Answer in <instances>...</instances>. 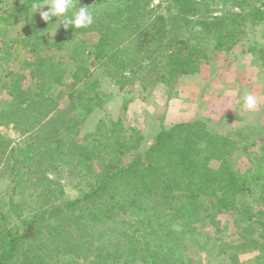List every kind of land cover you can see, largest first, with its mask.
<instances>
[{
  "label": "trees",
  "instance_id": "obj_1",
  "mask_svg": "<svg viewBox=\"0 0 264 264\" xmlns=\"http://www.w3.org/2000/svg\"><path fill=\"white\" fill-rule=\"evenodd\" d=\"M105 2L106 16L120 20L132 18L137 12L140 15L148 0H76L77 4L94 8ZM168 3L179 6L181 18L187 21L186 32L193 35L192 42L185 41L176 47L172 43L168 45L169 22L162 17V27L157 34L138 31L143 39L140 37L138 43L134 39L119 51L115 50L114 42L119 41L121 27L112 21L105 23L100 31L95 26V34H88L83 28L65 30L62 26L58 39L53 42L42 39L38 43L40 48L45 44L71 53V63L67 64L70 80L63 90V107L44 109L54 98L48 95L49 88L41 91V85L35 98L30 97L28 109L22 110H37L42 115L23 129L22 135L26 137L22 146L12 147V141L0 132V162L2 169H8V179L13 184L10 191L28 189L31 198L19 203L0 201V264H187L184 246L163 241L166 237L160 235L181 231L178 222L175 223L181 211L184 216L187 214L188 220L193 212L204 209L211 212V223L215 224L221 223L216 221L220 213H234L235 224L243 236L253 235L251 241L259 250L255 264H264V211L263 215L259 213L264 205V186L253 203L237 201L236 197L244 191L240 177L235 178L230 168L229 158L232 143L236 142L212 133L202 120H197L159 130L153 143L133 156V144L121 141L120 121L102 119L96 132L81 128V107L94 98H102L95 90L97 80L90 79L96 64L103 65L120 88L140 78L141 86L146 89L151 75L157 82L171 83L180 75L198 73L210 47L221 48L226 44V49L233 48L242 40L237 36L241 32L239 28H245L248 20L257 25L264 17V9L258 6L251 9V13L223 11L211 19H193L187 15L188 19L186 13L202 3L194 0H168ZM179 17L177 14L171 19ZM213 32L222 35H211ZM42 50L37 60L40 72L46 55ZM54 58L50 55L48 61ZM34 73V78L40 76ZM47 73L44 70L40 79H46ZM81 83L89 84L87 91H96L94 98L81 89ZM86 94L90 95L86 97ZM28 97L21 94L11 105V112L15 106L25 104ZM2 111L5 115L11 114L10 109ZM13 118L16 127L24 121V117ZM102 126L110 129V135L105 138L99 137ZM43 139L50 140L54 146L47 142L44 145ZM37 143H41L40 146ZM56 153L70 157L63 166L69 164L71 173L77 168L74 163L81 165L78 174L83 180L79 184L85 187L80 197L53 199L64 192L60 181L47 174L58 161ZM22 155H25L23 161ZM216 160L219 166L213 165ZM39 165L46 168L39 167L33 172ZM261 166L264 169V165ZM6 206H9L7 211ZM15 209L20 211L15 212L17 221L13 222ZM164 209L170 211L163 213ZM129 210L138 214L137 219L130 225H119L117 214ZM165 214L167 217L162 218ZM108 220L114 224L106 230L104 225L108 226L105 224ZM167 220L172 229L165 227ZM239 220L244 224H239ZM237 257V252H233L232 264H236Z\"/></svg>",
  "mask_w": 264,
  "mask_h": 264
},
{
  "label": "rangeland",
  "instance_id": "obj_2",
  "mask_svg": "<svg viewBox=\"0 0 264 264\" xmlns=\"http://www.w3.org/2000/svg\"><path fill=\"white\" fill-rule=\"evenodd\" d=\"M194 1L202 4L186 13L188 19L190 17L211 19L220 16L223 11L251 13V9L258 6L264 9V0ZM32 2L33 0H0V116H2L0 132L12 141V147L22 146L23 139L26 137L22 135L23 129L36 121L40 114L42 115V113L38 114L37 110L34 112L22 110V108L28 109L30 97L34 99L37 91L49 88L48 95L51 94L54 99L50 106L43 108L50 109L57 105L63 107L65 103L63 90L70 80L67 64L71 63L72 58L71 53L67 54V50H56L42 43V54H46L44 57L46 60L43 58L45 63L41 72L37 68L40 66L37 60L41 54L38 43L42 39L47 42L58 39L62 25L55 23V18L51 22L55 24H49L41 19L39 13L32 15ZM141 4L145 5V2L142 1ZM103 5L96 8L89 7L94 16L93 27L83 29L89 31L88 34H95L97 32L94 29L98 28L100 31L102 27H105V23L115 22L121 27L119 41L114 42V45H117L115 48L117 51L134 39L138 43L142 38L137 34L138 31L157 34L162 27L160 25L164 20L162 17L168 18L169 22L167 27L171 34L166 39L168 45L172 43L176 47L185 41L192 42L193 35L186 32L187 21L181 18L182 12H179V6L175 4L170 6L168 0H148L140 15L137 12L132 18L120 20L107 17L106 2ZM80 6L84 5L80 4ZM177 14L180 19H171ZM99 17L100 20H98ZM239 30L241 32L237 36H240L242 40L233 48L226 49V44L221 48H217L216 45L210 47L198 73L180 75L171 83L157 82L151 75L146 81V89L141 86L140 78L133 79L134 82L127 83L125 88H120V85L114 84L113 75H108L103 65L96 64L93 67L94 76L90 79L97 80L98 86L95 90L100 92L102 98H94L95 90L87 91L89 84H79L82 85V90H86L94 98L80 109L83 117L82 124L80 123L81 128L84 131L96 132L97 125L102 119L120 121L118 128L119 134L122 135L121 141L133 144L132 155L136 156L138 151L153 143L159 130L171 128L178 123L202 120L212 133L222 136L231 143L236 142L231 146L230 168L235 178L240 177L244 191L236 199L243 204L253 203L264 186V169L261 166L264 165V17L257 25L248 20L245 28L240 27ZM221 33L223 34V31ZM222 34L213 32L211 35ZM194 42L197 43L198 40L195 39ZM158 43L154 42L155 45ZM50 55L55 58L48 61ZM44 70L48 73L46 79L41 80L40 76ZM34 72L40 76L34 78ZM93 81L90 80L95 84ZM247 93L257 98V107L253 110L247 109L243 104V96ZM21 94L29 97L25 104L15 106L12 113L11 105L17 101V98L19 99ZM89 95L86 94V97ZM5 109H10L11 114L5 115L6 113L2 111ZM24 114H27V117ZM14 116L24 117L23 123L16 127ZM100 129V138L110 135L108 126H102ZM46 142L54 146L50 140H42L44 145ZM252 142H255L254 145L249 144ZM40 144L37 143L39 146ZM1 157L2 154H0ZM24 157L25 155H22L20 159L23 161ZM55 157L58 161H55L56 164H53L49 171L47 170V174L49 178L60 181L64 192L54 196L53 199L59 201L80 197L85 187L79 184L83 180L78 174L81 165L74 163L77 168L71 173L69 164L63 166L68 163L70 157L57 153ZM2 165L3 163L0 162V173L5 174L0 176V201L19 203L25 199L30 200L28 189L25 192L10 191V186L13 184L8 179V169H2ZM213 165L219 166L218 160ZM39 167L46 168L44 165H39L32 169L33 172H36ZM8 209L9 206H6L5 211ZM19 211V209L12 211L14 213H12L11 221H17L15 212ZM169 211L164 209L163 213ZM205 211L204 209L202 212H193L188 220L187 214L185 213L184 216L181 211L175 222H178L177 226L180 225L181 231L161 234L160 237H166L163 241L170 240V243L184 246L187 264H232L231 255L235 251L238 255L236 264H255L259 250L251 241L253 235L246 237L239 231L238 224H235L236 215L232 212L220 213L216 221L220 220L221 223L215 224L211 223V212ZM262 211H264V205L259 212L260 215H263ZM170 213H173V210ZM137 215L131 210L119 212L116 220L119 225H130L137 219ZM164 216L166 214L161 215L162 218ZM110 221L105 222L108 225H104L106 230L114 224ZM238 223L244 224L242 220ZM165 227L173 228L170 220H167ZM218 230L221 231L217 232ZM217 235L218 237H215ZM149 237H151L150 234ZM243 241L244 243H241Z\"/></svg>",
  "mask_w": 264,
  "mask_h": 264
},
{
  "label": "clouds",
  "instance_id": "obj_3",
  "mask_svg": "<svg viewBox=\"0 0 264 264\" xmlns=\"http://www.w3.org/2000/svg\"><path fill=\"white\" fill-rule=\"evenodd\" d=\"M31 10L32 15L39 13L44 22L59 23L65 30L87 28L94 23L89 7L77 5L76 0H33ZM53 18L55 23H51ZM243 104L247 109L253 110L257 107V98L247 93L243 96Z\"/></svg>",
  "mask_w": 264,
  "mask_h": 264
}]
</instances>
